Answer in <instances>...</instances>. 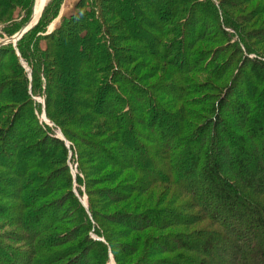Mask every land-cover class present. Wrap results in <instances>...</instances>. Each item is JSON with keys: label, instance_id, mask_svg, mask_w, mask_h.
<instances>
[{"label": "trees", "instance_id": "1", "mask_svg": "<svg viewBox=\"0 0 264 264\" xmlns=\"http://www.w3.org/2000/svg\"><path fill=\"white\" fill-rule=\"evenodd\" d=\"M140 1L92 0L84 6L82 14L65 19L54 31L45 35L47 28L58 13L62 0H51L45 10L43 8L46 0H0V39L11 38L18 33L29 21L32 12L31 25L38 21L16 43L15 48L12 44L0 46V102H3L0 104L13 106L24 103L25 108L30 109L29 117L21 115V108L14 114L10 113L0 117V168L6 169L8 176L14 178L9 180L1 176L0 183L5 188L18 190L24 182L29 185V181H34L33 178L36 177H33V172L46 171L55 165H60L61 176L57 178L58 188H65L68 191L67 202L79 210L89 226L85 228L86 231H83L87 234L91 232L88 214L81 207L71 189V176L66 166L68 149L63 141L51 137L52 151L41 153L40 151L33 152L31 151L33 147L25 145L26 142L37 137V132H45L44 129H47V126H41L35 116V113L40 111L41 105L34 100L41 86L40 75L44 74L47 83L44 93L46 118L61 131L66 139L71 135L70 127H66L68 124L78 127V124L82 122L87 123L88 127L94 129L93 133H88L91 139L92 137L100 138L106 144L119 143L126 151L127 156L124 157L127 161L125 163L132 164L142 174L147 175L149 182L167 184L173 187L175 192L191 196L196 201L197 207L205 213L206 219L211 221L213 226L215 225L211 230L207 228L199 231L196 239L191 235L179 237L175 233L157 235L173 227L172 224L176 222L191 223L193 217L182 218L172 209L151 211L149 209L143 214L130 216L131 220L126 222L129 228L136 232V235L131 240L129 239L126 247L124 246L125 249L127 248L123 249L124 255L128 254L129 257H133L140 254L138 264H202V260H205L206 264L209 262L212 264L213 261L210 259L212 252L208 250L210 256L205 252V248L209 247L220 253V257H217L220 264H264V111L260 112L258 107L250 111L240 96H235L232 101L229 100L233 96L235 87L223 88L208 109L212 117L206 120L204 127L197 128L190 120L191 115L186 106L182 107L178 113L173 112L174 106L172 107L171 103L162 102V98L152 97V94L147 96L136 85L135 88L140 93V97L132 101L131 98L125 96L120 87L124 79L120 69L123 59L118 55L122 48L118 44L124 42L122 36L126 38L130 36L135 41L136 37L146 40L149 44L148 56L155 62L176 68L179 70L178 73L182 67L176 63L177 61L185 58L189 64V59L195 63V60L200 58L198 51L192 52L190 46L192 40L188 42L184 40L187 36L189 37V34L193 38L196 36L191 33L194 30L193 24L196 19L189 17L193 11H190L187 19L185 16L182 17L181 12H184L191 4L201 8L204 1L167 0L162 8L157 10L163 28L154 35L147 29L146 31L139 29V21L142 20L148 24V21H144L146 14L137 7ZM210 1L205 0L206 3L211 4L212 1L211 3ZM81 5H83L82 2ZM175 9H177L176 12H174ZM215 10L218 15L219 7H215ZM108 15L110 17H107ZM215 18V27L222 36L227 37L226 29H232L240 43L246 47L243 37L240 36L242 31L239 33L240 30L234 24L223 18L219 19L218 16ZM79 21H82L83 25H79ZM113 21L116 23L112 25ZM40 33L44 34L40 40L47 43L44 50L40 48L37 38ZM219 33L206 30L196 40L208 41L209 37L217 36ZM209 34L211 35L208 36ZM71 44L74 47L75 57L85 58L88 64L86 69L90 73L86 74L87 82H89L84 83L81 86L82 89L73 90V97L69 95L70 92L66 93L67 83L64 78L61 81L62 79L58 76L60 81L55 84L56 77L53 73L54 71L59 72L60 69L64 73L71 67L73 71L75 70L72 77L76 79L78 76L76 73L79 72V67L69 61L71 52L65 55V49ZM249 62L254 64L250 68L253 73L255 72L254 75H260L257 76V86H251L250 82H246L243 93L249 100L261 101L264 109V64L259 61L249 60ZM23 63L30 68V80L26 78ZM211 67L214 70L217 68ZM194 69L195 67L190 71L202 72L200 68L199 70ZM178 80L176 78L175 81L180 86L182 82ZM201 90H204V87L189 89L181 85V89L180 87L177 89V94L172 95V101H170L173 103L181 101L190 106L191 103L186 96L192 92L199 93ZM143 92L145 96L141 98ZM60 100L66 107L63 112L59 109L54 113V103L63 105ZM227 112L230 113L229 119L225 116ZM231 116L234 119L238 118L240 124L244 122V126H251L250 129L245 130L246 127L243 125L238 129L235 128V124L229 121ZM175 120L178 121L177 125L174 123ZM21 124L23 129L20 130ZM144 124H148L153 133L155 130L160 132V139L154 136L155 138L143 141V137H139L141 141H138L139 135L133 128ZM241 129L242 133L239 134ZM9 135H14L13 139L8 138ZM197 138L200 139L198 144L196 143ZM161 140L166 142L161 144ZM145 142L155 144L154 149L159 151V158L163 159L162 164L153 162L157 154L149 157L151 148ZM5 144L9 147L6 148ZM40 146L43 147L44 144ZM256 147L260 149L257 150ZM132 148L139 150V153L130 155L127 150H132ZM192 150L197 151L196 154ZM100 151L103 153L102 156L109 161L122 164L116 156L111 154L110 150L100 149ZM80 152L79 159L81 163H84L86 155H83V151ZM113 152L117 153V151ZM140 153L143 154L144 164H140L141 162L137 160ZM144 153H147L149 158H145ZM193 154L195 155L193 157L194 166L192 168L188 166L191 172H185L188 165L187 157ZM33 155L39 156V160L33 159ZM15 161V168L17 167L18 172L12 169ZM225 165L231 169L233 181L223 175ZM179 170L182 172L179 173ZM27 190L29 192L23 200L25 203L35 194H40L36 189ZM8 193L9 191L6 192ZM29 205L32 209L33 202ZM13 211V207L0 206V217L7 216ZM37 213V211L29 213L28 221L31 222ZM89 213L93 216L90 208ZM39 216L36 221L41 224L42 221H38L41 220ZM167 218L172 219L173 222ZM55 220H52V223H55ZM43 231H47V228L44 227ZM84 238L93 250L101 253L104 264L107 261L108 250L114 257L117 256V251L108 238L107 243L110 247H106L102 242ZM52 243L53 239L42 237L41 244L45 249L35 254L39 259L38 262L33 260L34 264H56L57 256L49 251ZM41 244L38 242L37 246ZM64 244L57 245L63 246ZM7 249L5 245L0 244V252L10 254L6 252ZM14 254L19 255L15 252ZM159 255L163 257L157 258ZM29 258H31L30 255L27 256L26 261H29ZM116 260L121 264L119 258Z\"/></svg>", "mask_w": 264, "mask_h": 264}, {"label": "rangeland", "instance_id": "2", "mask_svg": "<svg viewBox=\"0 0 264 264\" xmlns=\"http://www.w3.org/2000/svg\"><path fill=\"white\" fill-rule=\"evenodd\" d=\"M50 1L51 0H46V5L43 10L47 8ZM90 1L92 0H62L58 13L47 28L45 35L54 31L65 19H69L76 14H82L84 6H87ZM148 1L143 0L142 2L141 0L137 6L140 11H143L144 14H146L144 21H148V24L144 23L142 20L139 21V29H144L145 31L147 29L154 35L163 28L162 23L159 21L157 10L158 8H162L167 0ZM200 1H204L201 8H197L196 5L191 4L190 6L187 5L188 7L184 12H181L183 13L182 17L185 16L187 19L190 15V11H193V14L189 17H194V19H196L193 24L194 30L191 32L193 35L196 34V36L193 38L189 34V37L187 36L184 40L187 42L192 40L190 43L192 52L198 51L200 58H197L195 63H193V60L189 59V64H187L185 58L177 61L176 63L182 67L179 73V70H176L174 67L153 61L147 54L149 44L146 40L136 37L135 41L132 40L130 36L127 38L122 36L124 42L118 44L122 47L120 48L118 55L123 59V64H121L120 69L124 79L121 81L123 84L120 87H122L124 95L131 98L132 101H136L138 96L140 97V93L137 92V88H135L136 85L140 90H143L147 96L152 94V97L158 96L159 99L162 98V102L171 103V106H174L173 112L178 113L182 107L186 106L187 111L190 112L191 115L190 120L197 128L204 127L208 119L212 117L208 113V109L211 103L216 100L215 98L218 97L217 95H219V91L223 88L228 89L234 86L235 89L233 96L229 100L232 101L235 96H240L242 101L245 102L247 109L251 111L255 107H258L260 112H263L264 109L261 106L262 102L257 101L256 99L249 100L245 93H243V88L246 87V82H250L249 85L251 86H257V76L260 75L257 74L256 76L254 75L255 72L253 73L250 70L254 64L249 62V60L259 61L264 64V0H211L212 3L209 0L211 4L206 3L205 0ZM81 2L83 5H81ZM215 7H219L218 15ZM176 11L177 9L174 10V12ZM216 16H218L219 19L223 18L227 20V22L234 24L237 29L240 30L239 33L242 31L240 36L243 37L246 47L240 43L237 35L234 34V30L226 29L228 32L227 37H224L219 33V30L215 27ZM107 17L110 16L108 15ZM137 20L140 19L137 18ZM114 23H116V21H113L112 25ZM78 24L83 25V22L79 21ZM206 30L207 32H217L219 34L217 36L212 35L208 38V41L203 39L196 40V38L202 36ZM119 34L121 35V33ZM123 34L126 35V33ZM210 35L211 34L208 36ZM42 36H44V34L40 33L37 35V38L39 40L40 48L44 50L47 43L40 40ZM5 39L9 38L5 37L4 39H0V42H3ZM237 44L239 47L236 46ZM15 46L12 45L13 48H15ZM73 50V44L67 46L65 49V55H67L68 52H71V58L69 61L79 67V72L76 73V75H78L76 79L72 77V73L75 70L73 71L71 67H69L64 73L61 69L59 72H53L55 75L54 77H56V79H54L55 84H58L57 82L60 81V79L63 81L64 78L67 83L65 85L66 93L70 92L69 95L72 97V91L82 89L81 86L87 82L88 78L86 77V74L89 73L86 69L88 64L85 62V58L81 59L75 57ZM54 52L56 53V51ZM23 66L27 75L26 78L30 80V68L24 63ZM211 66L217 67L216 70ZM194 67V70H199L200 68L202 72H191V68ZM41 75L40 78L42 79L41 86L38 90L39 93L37 94V97L34 98L41 107L40 111L35 113V116L39 120V123H41V126H47L48 130L45 128V132H37V137L26 142L25 145L33 147L31 151H40L41 153L52 151L51 137L63 141L68 149L66 166L71 176V189L81 207H83L88 214L91 232L87 234L83 231L89 226L79 210L73 208V206L67 202L68 191L65 188H58L59 185L57 184V178L61 176V172H59L60 165H55L46 171L33 172V177H36L33 178L34 181H29V185H26L27 182H24L23 185L19 186L20 189L18 190H15V188H5L3 187L4 185L0 183V206H10L14 209V211L10 212L7 216L4 215L3 217H0V244L5 245L8 248L6 252H9L10 254L12 253V255H10L0 252V264H34L35 262H38L37 260L39 258L36 257L35 254L41 253L45 249L41 244L42 237L53 239V245H51L49 251L57 256L56 264H100L102 262L104 264V261L101 259V253H99L98 250H93V247L87 243L88 241L84 237L93 241L96 240L102 242L106 247H110L107 243L108 238V240L111 241V244H113L115 251H117L116 253L121 264H138L137 261L140 254L133 257H129L128 254H123V249H127H125V247L136 235V232L130 229L126 222L131 220L129 219L130 216L143 214L149 209L150 211L154 209H172L178 212L182 218L188 216L193 217V221L188 224H180L174 221L176 223L172 224L173 227H170L168 230L160 232L157 235L175 233L179 237L191 235V237L196 239L199 235V231L207 228L211 230L215 227L211 221L206 219V216L204 215L205 213L197 207L196 201H194L191 196L175 192L174 188L167 184H153L148 181L147 175L142 174V172L138 171V169L132 164H127L128 162L125 163V161H127L126 157H124L126 151L124 148L122 149L119 143L113 144L110 142L109 144H106L103 143L100 138L92 137L93 139H91L90 136H88V133H93L94 129L88 127L87 123L81 121L82 123L78 124V127L73 124L65 125L66 127H70L69 132L71 133L69 138L66 139L61 131L46 118L44 93L45 84L47 83L44 74ZM176 78L179 79L178 81L182 82L181 85L188 87L189 89L193 87L198 88L199 86L204 87V90H201L199 93L192 92L186 96V99L191 103L190 106L185 105L181 101H175V103L171 102V96L177 94L176 92H178L177 89L179 87L181 89V85H177L178 83L175 81ZM144 92L141 94V98L145 96ZM74 96H76L75 93ZM166 96L167 98H165ZM171 106H169V108ZM64 107H66L64 103L63 105L54 103L53 112L56 113L59 109L63 112ZM20 108L21 115H23V117L28 116V111L30 109L29 107L25 108L24 103H19L13 106L0 104V117H4L10 113L14 114ZM225 116L226 119H229L230 113L227 112ZM158 119L159 118H157V120ZM229 121L230 123L235 124V128L237 129L242 125L244 126V122L240 124L238 118L234 119L231 116ZM174 123L177 125L178 121ZM244 127H246L245 130H249L251 126L247 127V125H245ZM21 129H23L22 124L20 126V130ZM133 130L137 131V135H139L138 138L143 137V141L155 137L156 139H160V132L155 130V133H157V135H155L148 124L139 127L137 125ZM241 131L242 129L239 131V134L242 133ZM7 137L13 139L14 135H9ZM140 138L138 141H141ZM205 139L203 140L205 141ZM199 140L200 139L197 138V144ZM163 142L166 141L161 140V144H163ZM42 144H44V148L40 146ZM145 144L151 148V151H149V157L152 154H157L154 156L153 162L156 161L157 163L162 164L163 159L159 158V151L156 148V150L154 149V147H156L155 144H150L148 142H145ZM7 146L9 147L8 144L6 145V148ZM100 149L110 150L111 154L116 156L122 164H116L109 161L107 158H104ZM256 149L259 150L260 148L258 149V147H256ZM79 150L84 152L83 155H86L84 163H81L79 159V154H81ZM113 151H117V153L115 154ZM127 151L130 155H137L139 153V150H136L135 148ZM192 151L194 154L197 152L195 150ZM194 154L192 156L188 155L187 167L190 166L192 168L194 166ZM33 156V159L39 160V156ZM144 156L145 158H149L147 153H144ZM137 160L141 162L140 164H144L143 154L140 153ZM134 161H136V159ZM15 163L16 161L14 162V167H12V169L13 171L15 170L18 172L17 167L15 168ZM169 164L171 165V163ZM152 166H154V163ZM187 167L185 172L190 171V168ZM159 168L160 167H158V169ZM7 172L6 169L0 168V177L3 176V179H6L7 177L9 180L14 179L8 176ZM178 172L181 173L182 171L179 170ZM223 175L227 178H231L233 181L231 169H229L227 165L223 168ZM29 188L36 189L40 194H35L34 197L32 196L31 200L25 203L23 200L27 195V192H29L27 190ZM7 191H9L8 194H6ZM253 199H256V197H253ZM30 202H33L32 209L29 205ZM89 208L93 216L90 215ZM32 211H37L38 213L35 218L29 222L27 218ZM38 216L41 219L38 221H42L40 222L41 224L36 221ZM52 220H55L56 222L52 223ZM167 220L173 222L172 219L167 218ZM43 226L47 228V231H43ZM148 231L150 232L151 230ZM66 241L70 242L66 243ZM38 242H40L41 245L37 246ZM61 243L65 244L63 246L57 245ZM205 249L207 255L209 253L208 250L212 252V255L209 253V256L211 255L212 257L210 258L212 259L211 261H213L212 264H220L217 259V257H220V253L214 251V249L211 250L209 247ZM14 252L19 255L16 256ZM107 254L108 256L105 264H119L116 262V259H118L116 258L117 256L114 257L110 250L107 251ZM29 255L32 259L29 258L30 260L26 261V258ZM162 257L163 256L161 255L157 256V258ZM33 260H35V262ZM201 262L202 264H206L205 260H202Z\"/></svg>", "mask_w": 264, "mask_h": 264}, {"label": "water", "instance_id": "3", "mask_svg": "<svg viewBox=\"0 0 264 264\" xmlns=\"http://www.w3.org/2000/svg\"><path fill=\"white\" fill-rule=\"evenodd\" d=\"M33 19V15L30 18V21L18 32L16 33L13 37L9 38V39H5L3 42H0V46H5L8 44H12L13 46L16 45V43L26 34L28 33L35 25H31Z\"/></svg>", "mask_w": 264, "mask_h": 264}]
</instances>
